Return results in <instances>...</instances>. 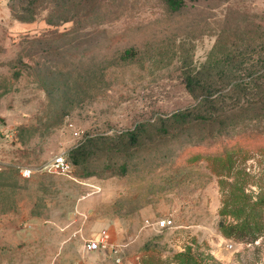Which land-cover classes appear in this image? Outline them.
Returning <instances> with one entry per match:
<instances>
[{"label":"rangeland","instance_id":"obj_1","mask_svg":"<svg viewBox=\"0 0 264 264\" xmlns=\"http://www.w3.org/2000/svg\"><path fill=\"white\" fill-rule=\"evenodd\" d=\"M79 1L90 34L51 45L0 0V264H263L264 235L227 230L264 196V0L200 1L195 38L187 2Z\"/></svg>","mask_w":264,"mask_h":264},{"label":"trees","instance_id":"obj_2","mask_svg":"<svg viewBox=\"0 0 264 264\" xmlns=\"http://www.w3.org/2000/svg\"><path fill=\"white\" fill-rule=\"evenodd\" d=\"M29 2L25 4L19 5L20 11L14 10L12 8V16L20 21V22H33L35 20H45L46 23L54 28H48L43 31L41 34L33 35L32 39H38L43 41H48L49 44L52 45V42L58 40L60 37L65 35H72L73 33L84 32L82 35L88 36L90 34V29L88 24L82 25V21H87L90 17L94 16L95 13L93 11V4L91 6H83L81 2L78 0H58L57 3H53L52 1H43V0H28ZM202 0H176L175 9L181 8L182 3H188L189 13L192 19L193 27L190 28L189 34L193 38L197 36H201L205 34V31H209L211 28L210 17L203 14L204 5L200 3ZM187 8V7H186ZM47 11V15L45 17H39L41 12ZM79 18L78 20L76 18ZM227 19H232L230 13L226 14ZM72 21V25L70 27H66L64 30H60V25ZM216 22L214 21V25ZM231 27H227V24L224 25L221 29H232ZM232 33V30L229 31ZM25 36H29L26 34ZM29 38V37H27ZM251 210V228L244 230L236 229L231 227L227 231L229 233H234V235L238 237L244 238L247 236V240H251L250 242H254L258 237L264 235V196L257 202L252 203ZM256 212V214H254ZM235 230V231H234ZM264 264V263H263Z\"/></svg>","mask_w":264,"mask_h":264},{"label":"built area","instance_id":"obj_3","mask_svg":"<svg viewBox=\"0 0 264 264\" xmlns=\"http://www.w3.org/2000/svg\"><path fill=\"white\" fill-rule=\"evenodd\" d=\"M48 170L52 173L68 175L70 171L69 164L67 163L65 157L59 154L54 157L53 161L48 166ZM36 172L34 169H22V174L24 176H29L30 174ZM144 226L147 228L164 229L169 228L174 225L172 216L165 215L161 217L146 218L144 219ZM112 241L110 239V234L107 229H102L97 235L88 237L84 239V247L88 252H98L104 251V257L109 255L110 247L112 246ZM121 262V259L118 260Z\"/></svg>","mask_w":264,"mask_h":264},{"label":"crops","instance_id":"obj_4","mask_svg":"<svg viewBox=\"0 0 264 264\" xmlns=\"http://www.w3.org/2000/svg\"><path fill=\"white\" fill-rule=\"evenodd\" d=\"M99 256L101 258H104V255L103 256L101 255V251H98V252L95 253V260H96V258H99Z\"/></svg>","mask_w":264,"mask_h":264},{"label":"water","instance_id":"obj_5","mask_svg":"<svg viewBox=\"0 0 264 264\" xmlns=\"http://www.w3.org/2000/svg\"><path fill=\"white\" fill-rule=\"evenodd\" d=\"M101 255H102V256L104 255V251H101Z\"/></svg>","mask_w":264,"mask_h":264}]
</instances>
